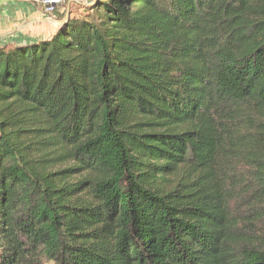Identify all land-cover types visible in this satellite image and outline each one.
<instances>
[{
  "label": "trees",
  "instance_id": "obj_1",
  "mask_svg": "<svg viewBox=\"0 0 264 264\" xmlns=\"http://www.w3.org/2000/svg\"><path fill=\"white\" fill-rule=\"evenodd\" d=\"M262 221L264 0H92L0 42V264H264Z\"/></svg>",
  "mask_w": 264,
  "mask_h": 264
},
{
  "label": "crops",
  "instance_id": "obj_2",
  "mask_svg": "<svg viewBox=\"0 0 264 264\" xmlns=\"http://www.w3.org/2000/svg\"><path fill=\"white\" fill-rule=\"evenodd\" d=\"M74 4L79 3L68 2L64 10L58 11L56 17L59 19L62 15L64 17ZM72 10L74 11L73 7ZM56 29V25L47 21V16L39 5L29 0H0L1 43H26L48 39Z\"/></svg>",
  "mask_w": 264,
  "mask_h": 264
},
{
  "label": "built area",
  "instance_id": "obj_3",
  "mask_svg": "<svg viewBox=\"0 0 264 264\" xmlns=\"http://www.w3.org/2000/svg\"><path fill=\"white\" fill-rule=\"evenodd\" d=\"M30 2L39 5L45 16L49 19L56 20V14L60 9H65L68 2L73 1L75 3L88 5L92 0H29Z\"/></svg>",
  "mask_w": 264,
  "mask_h": 264
},
{
  "label": "rangeland",
  "instance_id": "obj_4",
  "mask_svg": "<svg viewBox=\"0 0 264 264\" xmlns=\"http://www.w3.org/2000/svg\"><path fill=\"white\" fill-rule=\"evenodd\" d=\"M64 13V12H63ZM62 13V14H63ZM75 13H79L77 9H75L74 11H72V14H75ZM61 14V15H62ZM62 18V17H61ZM250 201H248L249 203ZM248 203H244L243 201H237L236 203H234L235 205V208H234V212L235 214H238V217L240 218L241 221H244L246 223H252L251 221V218L247 219V217L251 216L254 212V208H251V206H246L248 205ZM264 221L262 222H259L257 224V226L259 227H263L264 226ZM246 225V224H245ZM254 224L250 225L249 229H254Z\"/></svg>",
  "mask_w": 264,
  "mask_h": 264
},
{
  "label": "water",
  "instance_id": "obj_5",
  "mask_svg": "<svg viewBox=\"0 0 264 264\" xmlns=\"http://www.w3.org/2000/svg\"><path fill=\"white\" fill-rule=\"evenodd\" d=\"M67 18H68V12L61 20H54L47 18V21L52 22L54 25L57 26V28H60L66 22Z\"/></svg>",
  "mask_w": 264,
  "mask_h": 264
}]
</instances>
